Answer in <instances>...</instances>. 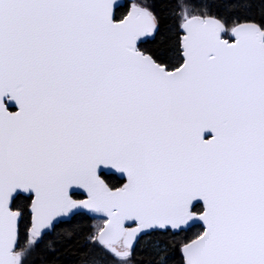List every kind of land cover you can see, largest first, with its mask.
Segmentation results:
<instances>
[{"label": "snow or ice", "instance_id": "obj_1", "mask_svg": "<svg viewBox=\"0 0 264 264\" xmlns=\"http://www.w3.org/2000/svg\"><path fill=\"white\" fill-rule=\"evenodd\" d=\"M115 5L0 0V264H25L78 210L106 216L88 240L121 262L140 234L199 220L184 264H264V26L185 9L175 67L138 47L157 28L149 8L117 20ZM21 190L34 196L24 247Z\"/></svg>", "mask_w": 264, "mask_h": 264}, {"label": "trees", "instance_id": "obj_2", "mask_svg": "<svg viewBox=\"0 0 264 264\" xmlns=\"http://www.w3.org/2000/svg\"><path fill=\"white\" fill-rule=\"evenodd\" d=\"M156 17L158 30L155 35L139 44V48L154 58L160 55L172 61L171 66L182 63L179 55L180 24L182 13L187 9L189 16L205 14L221 19L228 27L237 23L255 22L264 26V0H141ZM129 1L119 6L115 18L121 19L128 12ZM227 38L228 34H224ZM111 187H120L123 180L115 174H102ZM81 198V195H74ZM31 196L19 194L13 208L22 210L19 224V245L25 246L27 229L30 227ZM197 205L194 211L200 212ZM92 218L78 213L69 220L56 224L40 239L26 256L25 264H184L181 247L202 232L199 225L173 233L170 230L153 231L143 236L131 250V257L121 262L95 243L89 242L93 231ZM71 232V236H69ZM163 258V259H162Z\"/></svg>", "mask_w": 264, "mask_h": 264}, {"label": "water", "instance_id": "obj_3", "mask_svg": "<svg viewBox=\"0 0 264 264\" xmlns=\"http://www.w3.org/2000/svg\"><path fill=\"white\" fill-rule=\"evenodd\" d=\"M125 2H126V0H116V5H115V7H114V17H115V12H116V9L119 7V6H122V5H124L125 4ZM130 9H131V7L129 8V10H128V12L130 11ZM127 12V13H128ZM127 13L125 14V16L127 15ZM124 17V16H123ZM122 17V18H123ZM121 18V19H122ZM217 18V17H216ZM116 19V18H115ZM219 19V18H218ZM117 20H119V19H117ZM243 23H245V22H243ZM255 23V22H254ZM226 25V24H225ZM226 27H227V25H226ZM157 30H158V24H157V28H156V30L154 31V34H152V35H149V36H147V37H142L141 38V40L140 41H138V47H139V44L141 43V42H143V41H146L147 39H150V38H152L154 35H155V33L157 32ZM180 30H181V32L183 33V29H181L180 28ZM183 35V34H182ZM223 38H225L224 37V34H223ZM225 39H227V38H225ZM232 39H233V37H232ZM229 40V39H228ZM229 42H231V40H229ZM141 50V49H140ZM142 51V50H141ZM144 52V51H143ZM9 110L10 111H16V110H18L17 109V107L15 106V105H13V104H9ZM204 135H205V138L206 139H208V138H210L211 137V135H212V133H210V132H205L204 133ZM115 174L116 176H118L119 178H121L122 180H123V184L124 183H126V175L124 174V173H121L120 171H118L117 169H115V168H112L111 166H102V168H101V177H102V174ZM102 179H104L103 177H102ZM105 180V179H104ZM106 182V181H105ZM107 183V182H106ZM122 184V185H123ZM121 185V186H122ZM120 186V187H121ZM19 194H22V195H25V196H31V200L34 198V196L31 194V193H27V192H23L22 190L19 192V193H17V194H14V199H15V197L17 196V195H19ZM71 194H72V198L74 199V200H85V199H87V193H86V190H84V189H81V188H74L73 190H71ZM81 195V198H76L74 195ZM14 201V200H13ZM197 204H196V206L197 205H200L201 207H202V210H203V202L202 201H197L196 202ZM194 204H195V202H194ZM30 208V207H29ZM15 210V209H14ZM201 210V211H202ZM78 213H84V214H86L87 216H89L90 218H92V219H95V218H101V219H105L106 220V216H104L103 214H98V213H94V212H90V211H86V210H78V212L76 213V214H78ZM197 213H199V212H197ZM75 215V214H74ZM74 215H72V216H74ZM71 216V217H72ZM70 217V218H71ZM70 218H61L58 222H55L54 223V226L56 225V224H58L59 222H61V221H65V220H69ZM19 224H20V221L18 222V226H19ZM196 225H199V226H201L202 227V231H203V227H204V225H203V222L202 221H199V220H196V221H193V222H190L189 223V225L188 226H185L183 229H180V230H174V229H171L170 227L169 228H167V229H153V230H148V231H146V232H144V233H142V234H140L139 236H138V238H137V240L134 242V244H133V247H132V249L133 248H135V246L138 244V242L140 241V239L143 237V236H145L146 234H148V233H151V232H153V231H166V230H170L171 232H173V233H177V232H180V231H182V230H188L189 228H191V227H193V226H196ZM54 226H53V228H54ZM103 227H104V225H103ZM102 227V228H103ZM125 227L126 228H134V227H136V224L134 223V222H125ZM53 228H52V230H53ZM51 231V230H50ZM49 230H45V233H47V232H50ZM98 235H99V232H98ZM98 235H97V238H98ZM195 239V238H194ZM191 241V240H190ZM190 241H188V242H190ZM188 242H186V243H188ZM185 243V244H186ZM184 245V244H183ZM131 249V250H132ZM181 253H182V256H183V258H184V255H183V252H182V247H181Z\"/></svg>", "mask_w": 264, "mask_h": 264}, {"label": "rangeland", "instance_id": "obj_4", "mask_svg": "<svg viewBox=\"0 0 264 264\" xmlns=\"http://www.w3.org/2000/svg\"><path fill=\"white\" fill-rule=\"evenodd\" d=\"M133 3H137V4H140V6H142V7H146L141 0H131V4H133ZM228 28L230 29L231 27H228ZM227 38L232 40V37L230 34H228ZM104 221H105V219H101V218H95L93 220V223H92L93 231H92L90 237H93V236L97 237L99 230L104 225ZM118 248H119V245H118Z\"/></svg>", "mask_w": 264, "mask_h": 264}, {"label": "flooded vegetation", "instance_id": "obj_5", "mask_svg": "<svg viewBox=\"0 0 264 264\" xmlns=\"http://www.w3.org/2000/svg\"><path fill=\"white\" fill-rule=\"evenodd\" d=\"M128 1H129V7H128V10H129V8L131 7L132 4H131V0H128Z\"/></svg>", "mask_w": 264, "mask_h": 264}]
</instances>
